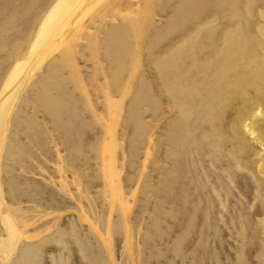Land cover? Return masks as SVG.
<instances>
[{
	"label": "rangeland",
	"instance_id": "1",
	"mask_svg": "<svg viewBox=\"0 0 264 264\" xmlns=\"http://www.w3.org/2000/svg\"><path fill=\"white\" fill-rule=\"evenodd\" d=\"M23 254L264 264V0H0V264Z\"/></svg>",
	"mask_w": 264,
	"mask_h": 264
},
{
	"label": "bare ground",
	"instance_id": "2",
	"mask_svg": "<svg viewBox=\"0 0 264 264\" xmlns=\"http://www.w3.org/2000/svg\"><path fill=\"white\" fill-rule=\"evenodd\" d=\"M73 13L67 12L66 10H62L61 8L53 9L50 12H48L45 15V18H42L40 20L41 22H40L38 28L36 29V31L34 33V41L36 42L42 38L44 39V37L49 35L50 34L49 32H51L53 30V26H54V24H56L57 21L62 20L63 17H67V15L69 17H71ZM146 22H148V21H145V23ZM66 27H68L67 24L64 26V28H66ZM64 28H63V30H64ZM63 30L58 29L57 33L60 34ZM47 38H49V37H47ZM43 44H44V42H42V45ZM38 46L41 47L40 45H38ZM36 50H38V48L36 49V47H35V51ZM33 53H34V51H33ZM107 152L111 153L110 147H107ZM108 170L110 172V168ZM110 175L113 176V174L111 172H110ZM1 218H2V222H4V224L7 226L6 228H9L10 231L15 230L14 224L11 222L10 216L7 212L2 213ZM22 227L23 228L25 227L24 223L22 224ZM88 259L91 262V264H99L100 263V261L97 260V258H95V257H92V258L90 257ZM15 264H28V256L26 254L21 255L20 257H18V260H16Z\"/></svg>",
	"mask_w": 264,
	"mask_h": 264
}]
</instances>
